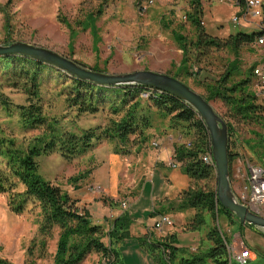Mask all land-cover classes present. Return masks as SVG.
<instances>
[{
  "label": "rangeland",
  "instance_id": "rangeland-1",
  "mask_svg": "<svg viewBox=\"0 0 264 264\" xmlns=\"http://www.w3.org/2000/svg\"><path fill=\"white\" fill-rule=\"evenodd\" d=\"M142 1L147 0H0V46L20 42L41 47L72 59L88 69L97 67L100 72L107 75H125L146 70L176 76L181 51L174 40L173 32L182 34L188 39H194L193 29L186 21V13L189 11L188 2L186 0H152V4L141 14L136 9V3ZM236 5L232 0H202V22L206 32L220 39L238 32L257 33L256 29L252 31L240 27V25H246L245 18H241L242 15L238 13L237 8L235 9ZM237 6L244 7L243 3ZM227 28L230 29L229 34H226ZM262 46L264 43L260 45L256 42V45L243 46L240 49L239 59L244 72L264 63V47ZM222 58L233 59V56L227 52L213 53L209 59H202L200 66L206 67L209 64L207 68L220 72ZM176 77L197 94H205L192 78ZM44 78L41 90L45 112L49 119L58 118L60 130L76 132L80 128L103 127L107 125L109 119L115 118L106 111L76 117L59 94L61 83L64 81L59 82L55 79V75L48 72L44 74ZM253 83L256 85V80L253 79ZM250 89L256 92L258 90L255 86L252 88V85ZM0 91L14 104L24 103L25 97L22 93L7 88ZM261 101L264 100H259ZM209 104L226 123L228 119L223 117L224 108H221L217 102ZM234 125L235 138L243 150L242 160L246 158L250 163L261 164L264 167V149L254 160L250 156L249 148L242 142V139L244 141L252 138L249 134L251 127L236 125V123ZM0 126L7 135L15 137L24 145L44 131L43 128L24 129L19 123L16 112L9 114L1 108ZM153 126L148 131L152 137L146 143V148L137 153H131L134 147L129 143L131 146L129 152L116 154L115 142L101 141L90 152L72 161H65L57 154L36 158L40 176L60 186L71 199L78 201L80 208L86 207L85 210L94 224L102 223L104 216L108 215L107 212L111 209L110 217L107 219V230L114 216L127 210V216L130 219L128 233L121 240L113 239V247L118 252L122 264H154L151 253L142 244L145 238L142 223L146 225L149 223L152 204L148 189L152 185L157 186L158 175L152 178L153 181L147 183L145 190L142 182L151 171L152 164H148V158L146 163H142L143 153L151 149L149 151L154 152L150 154L156 155L166 147L185 141L181 138L177 139L179 134L176 131H167V120L161 121L154 118ZM151 139L158 144V147L150 144ZM133 140H135L134 136H131L130 141ZM173 155L172 148L170 158ZM132 163L137 166L133 176L127 171ZM180 167L181 164L177 168ZM234 168L233 162L230 173L231 170L234 171ZM73 178H77V181L72 182ZM110 180L118 183L116 188L108 186V183H111ZM198 184L200 186L204 182ZM207 184L211 185L210 182ZM140 186L143 189L139 193L138 202L127 209L129 201L126 198L131 197V194L127 192H137ZM192 187L194 184L191 182L189 188ZM16 190L22 191V187L18 185ZM95 198L109 208H100L98 205L95 207ZM263 212L264 206L258 207L257 213L262 215ZM38 213L39 209L32 203H28L23 213L14 215L7 208V196L0 195V259L10 264L32 262L52 264L58 230L53 232L52 239L47 242L45 249L41 250L36 244L39 242ZM192 213L193 210L188 209L183 213V218L176 217V213L170 216L172 226L179 232L180 242L187 245L182 248L187 253H195L206 247V233L210 226L218 227L230 241L231 229L228 228V224V227L225 226V217L222 214L212 219L205 213L204 224L199 227L197 234L191 236L193 228L196 227L195 214L192 216ZM235 230L241 238L245 239L255 257L264 258V235L239 225ZM159 232H161L157 234L159 237L168 236L166 229ZM149 234L152 236L153 233L149 232ZM115 241L118 242L115 243ZM234 248L237 251L248 249L241 245L238 238L235 240ZM92 256L90 254L82 264H101L97 254Z\"/></svg>",
  "mask_w": 264,
  "mask_h": 264
},
{
  "label": "trees",
  "instance_id": "trees-1",
  "mask_svg": "<svg viewBox=\"0 0 264 264\" xmlns=\"http://www.w3.org/2000/svg\"><path fill=\"white\" fill-rule=\"evenodd\" d=\"M186 1L189 5L186 21L193 29L194 39L173 32L181 51L176 76L192 78L204 90L201 96L206 102H217L224 108L223 117L228 119L229 165L237 156L233 149H241L235 138V123L251 127L252 138L242 142L256 160L264 149V101L259 102L264 96L250 89L251 85L256 89L252 84L253 79L256 80L255 66L244 72L239 51L257 42L264 30L252 34L238 32L222 39L211 36L203 27L202 0ZM217 52L230 53L233 59L222 58L220 72L207 68L209 64L200 66L202 59H209ZM89 69L100 72L97 67ZM46 72L55 75L59 82L64 81L59 94L76 117L106 111L115 118L109 119L103 127L80 128L76 132L60 130L58 118L49 119L43 104L41 88ZM176 76L172 77L177 79ZM3 88L22 93L25 100L14 104L0 91V108L9 114L16 112L24 129L43 128L44 131L24 145L0 126V195L7 196V208L14 215L23 213L28 203L39 209V242L36 244L41 250L58 230L52 264H82L93 253L100 257L101 264H122L113 239L121 240L126 236L130 219L123 212L110 222L107 230L94 224L87 211L77 205V200L40 176L36 158L57 154L65 161H72L90 152L101 141L115 142L116 154L129 152V143L135 147L150 140L152 136L148 131L154 127V118L167 120V131H176L185 140L175 144L173 151L174 161L181 164L182 172L194 184L180 194V209L195 211L193 230H199L204 224L205 213L212 219L222 214L229 224L243 226L217 202L214 167L201 159L210 149L208 132L197 114L178 99L140 86L105 87L78 80L52 66L16 55H0V90ZM142 94H147V98L143 99ZM131 136L135 140L130 141ZM76 181L77 178L72 179ZM199 182L204 184L199 186ZM18 185L22 191L16 190ZM208 229L206 247L195 253L176 248L173 236L150 240L151 236L147 235L142 244L151 253L154 264H227L230 241L218 227ZM0 264L10 263L0 259Z\"/></svg>",
  "mask_w": 264,
  "mask_h": 264
},
{
  "label": "water",
  "instance_id": "water-1",
  "mask_svg": "<svg viewBox=\"0 0 264 264\" xmlns=\"http://www.w3.org/2000/svg\"><path fill=\"white\" fill-rule=\"evenodd\" d=\"M0 55L26 57L52 66L78 80L105 87L140 86L168 94L189 106L203 122L209 135L210 152L216 177L217 202L241 225L264 235V216L241 204L231 189L227 124L201 95L181 81L166 74L146 70L125 75H107L102 72H94L53 51L20 42L0 46Z\"/></svg>",
  "mask_w": 264,
  "mask_h": 264
},
{
  "label": "crops",
  "instance_id": "crops-1",
  "mask_svg": "<svg viewBox=\"0 0 264 264\" xmlns=\"http://www.w3.org/2000/svg\"><path fill=\"white\" fill-rule=\"evenodd\" d=\"M263 4H264V0H263ZM234 7V6H233ZM237 8V11L239 14H241V18H245V22L244 25H240L241 28L246 29V30H252L256 29L261 30L264 29V16L263 17H258V18H251V17H247L250 16L249 13H246V10L244 9V7H240V6H235V9ZM230 33V29L227 28L226 30V34ZM264 36V35H263ZM256 45V42L254 43ZM263 45V44H262ZM264 47V46H262ZM149 134V133H148ZM150 135V134H149ZM152 135V134H151ZM180 138L177 137V139ZM153 139H151L152 143H155L154 141H152ZM177 141V140H176ZM243 141V140H242ZM150 142V144H152ZM157 144V143H156ZM158 145V144H157ZM239 145V142L237 141V146ZM174 145L169 146L168 148L166 147L165 149L161 150L160 152H158V154L154 155V154H150L154 151H149L151 149L146 150L143 153V156L141 158H144L142 163H146V158H148V164L151 165L152 164V168L151 171L149 172L148 176L145 177V179L143 180L142 184L145 185L144 189H147V183H150L151 180L153 181L152 178H154L156 175H158V184L156 185H152L148 191H149V196H150V200H151V204H152V211L149 212L150 216L149 217V223L146 225L145 223H142L143 228H144V237H148V233L152 232V236L150 239H163L165 238V236L163 237H159L157 234L161 233L159 231L154 232V230L152 229L153 224L159 219L160 216H167L170 219L171 214L176 213V217L183 218V213L187 212L188 209H180L181 206V196L180 194L187 190L191 184V180L182 172L181 168H176V169H172L171 167H169V161L168 159L170 158L169 154L172 152V148ZM158 147V146H157ZM144 148H146V144L142 145V146H135L134 149L131 151V153H137L139 150H143ZM233 152H237L238 155L239 153L243 156V150L239 149L238 147H236V149H233ZM236 153V154H237ZM249 154V153H248ZM118 157V155H116ZM239 156H235V158L233 159L232 163L234 162L235 164V168L234 171L231 170L230 173V182H231V189L233 190V192H235V190H237L239 188L240 185H242L243 180H244V170L242 167H239V165L237 164L238 158ZM117 159V158H115ZM231 163V164H232ZM137 169V166L132 163L131 165H129V168L127 169V171L130 173V175H135V170ZM167 170H170V172H166ZM111 183H108V186H111L113 189L116 188V185L118 184L117 182H114L113 180H110ZM141 184V185H142ZM143 188H141L137 191V192H131L128 191L127 193L131 194V197L126 198L129 201V205L128 208H131V206L135 205L140 196L139 193ZM180 198V200H179ZM95 207L98 205L100 206V208H104V207H108L105 204H101L96 198H95ZM79 205V204H77ZM86 207H84L85 209ZM109 208V207H108ZM127 210H125L124 212H126ZM114 212V211H113ZM108 215L104 216L103 222L102 223H98L96 222V224L98 225H102L104 226L105 230H106V225H108V218L110 217V213H111V209H109V212H107ZM123 212H119L116 216H114L115 218L118 217L120 214H122ZM195 214V211L193 210V213L191 214L192 216ZM155 216V217H153ZM262 216H264V212L262 213ZM190 218V216H189ZM150 220L152 222H150ZM171 220V219H170ZM174 223V222H173ZM175 224V223H174ZM225 226H227V224L229 225V229H231V236L232 238H230V245L235 244V240L236 238H238L241 242L242 246H246L250 252H251V258L252 261L250 262V264H264V258H261L260 256L255 257V255L253 254V252L251 251V249L249 248V245L247 244V242L245 241L244 238L240 237L239 233H236V230L238 228L237 224H229L227 222V219L225 218V222H224ZM150 226V227H148ZM244 227H247L245 225H243ZM148 227L146 230L145 228ZM235 228V229H234ZM150 229V231H149ZM166 229V231H168L167 235L168 236H173L175 237L176 243L173 244L176 248L178 249H182L183 247H186L187 245H183L182 242H180L181 240H179V232L177 230V228L173 227V226H164L163 230ZM153 230V231H152ZM196 232L198 231H192L191 232V236L197 234ZM230 232V231H229ZM166 236V237H168ZM233 244H232V243ZM93 256H96V254H92ZM92 256V257H93ZM89 256H87V258L85 260L88 259Z\"/></svg>",
  "mask_w": 264,
  "mask_h": 264
},
{
  "label": "built area",
  "instance_id": "built-area-1",
  "mask_svg": "<svg viewBox=\"0 0 264 264\" xmlns=\"http://www.w3.org/2000/svg\"><path fill=\"white\" fill-rule=\"evenodd\" d=\"M234 4L243 3L246 13H249L252 17L264 16V4L263 0H232ZM152 4V0L142 1L136 3V9L138 13L143 14L147 8ZM236 20V18L234 19ZM264 30V29H263ZM258 44L264 43V36L257 40ZM253 74L256 78L257 95L264 96V63L256 66L253 70ZM142 98H147V94H142ZM153 147H157L156 143L151 144ZM211 150L202 156V162L214 167V163L211 157ZM237 153V152H236ZM239 156L237 164L242 167L245 173L242 185L235 190L234 194L236 199L252 210L258 212V207L264 206V167L257 163H250L248 159ZM178 163L174 161V155L170 158L169 167L176 169ZM231 166V165H230ZM98 189V188H97ZM164 226H172V221L167 216H160L157 222L152 226L153 230L160 231ZM148 235H150L148 233ZM251 252L249 249L237 251L234 246H227V264H250L252 261Z\"/></svg>",
  "mask_w": 264,
  "mask_h": 264
}]
</instances>
